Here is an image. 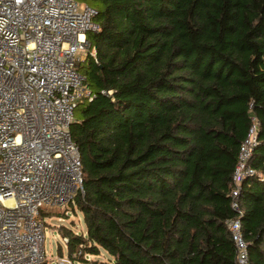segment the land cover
Masks as SVG:
<instances>
[{
    "label": "trees",
    "instance_id": "obj_1",
    "mask_svg": "<svg viewBox=\"0 0 264 264\" xmlns=\"http://www.w3.org/2000/svg\"><path fill=\"white\" fill-rule=\"evenodd\" d=\"M93 9L97 30L76 65L90 100L68 128L83 194L67 205L84 234L60 228L66 256L236 264L228 224L237 219L249 264H264V0H98ZM250 116L255 173L234 210L231 175Z\"/></svg>",
    "mask_w": 264,
    "mask_h": 264
},
{
    "label": "built area",
    "instance_id": "obj_2",
    "mask_svg": "<svg viewBox=\"0 0 264 264\" xmlns=\"http://www.w3.org/2000/svg\"><path fill=\"white\" fill-rule=\"evenodd\" d=\"M95 14L74 0H0V264H43L39 212L83 194L68 128L76 104L90 100L76 65L88 51L85 34L97 30ZM257 134L250 116L231 175L234 210L241 181L255 173L248 162ZM228 225L236 264H249L239 221Z\"/></svg>",
    "mask_w": 264,
    "mask_h": 264
},
{
    "label": "rangeland",
    "instance_id": "obj_3",
    "mask_svg": "<svg viewBox=\"0 0 264 264\" xmlns=\"http://www.w3.org/2000/svg\"><path fill=\"white\" fill-rule=\"evenodd\" d=\"M78 8L86 4L89 7L97 8L98 0H74ZM73 118H76L75 112H73ZM48 211L49 217L43 218L44 222V240H43V253L44 262L43 264H52L56 258H64L66 256V246L60 236V228H64L72 232L73 234H84V226L82 222L81 214L70 207L69 205L61 208H52ZM58 248L61 256H58ZM103 254H100L95 259L102 260ZM69 259V258H68ZM88 259H94L89 257ZM75 264V263H74Z\"/></svg>",
    "mask_w": 264,
    "mask_h": 264
}]
</instances>
